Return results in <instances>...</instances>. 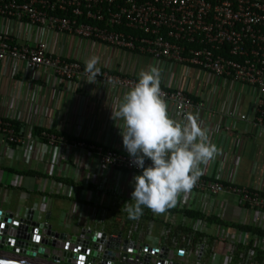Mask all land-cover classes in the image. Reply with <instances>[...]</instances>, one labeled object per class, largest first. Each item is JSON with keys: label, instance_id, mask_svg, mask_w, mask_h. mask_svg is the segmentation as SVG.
<instances>
[{"label": "built area", "instance_id": "1", "mask_svg": "<svg viewBox=\"0 0 264 264\" xmlns=\"http://www.w3.org/2000/svg\"><path fill=\"white\" fill-rule=\"evenodd\" d=\"M0 19L36 26L41 34L59 32L154 59L188 63L215 76L253 86L258 97L252 122L264 128V0H0ZM0 60H10L13 75L24 67L33 79L43 72L46 82L53 84L88 79L85 63L53 55L43 39L20 43L11 30L0 31ZM96 79L128 90L138 80L104 70ZM160 87L165 100L174 104L181 121L192 108L204 105L179 87ZM239 118L247 116L240 114ZM10 120L13 119L0 116V185L5 189L10 184L16 187L18 177L13 176L7 183L9 173L1 168L2 159L22 160L25 151L31 148L29 138L35 136L31 134V125L25 135L26 129L16 131ZM42 134L47 139L44 143L35 137L45 151L58 145L67 147L62 161L70 165V176L65 179L73 183L56 180L49 189L53 169L60 165L56 151L48 172L38 178L39 188L28 194L27 203L15 210H0L11 213L10 228L15 221L24 224L28 210H33V221L44 224L49 213L50 223L56 228L51 212L44 210L41 219L37 211L48 205L52 194L59 196L71 203L76 221L70 225L77 227L73 234L82 230L85 236H90L91 231L104 233L102 238L91 241L87 249L106 256L89 260V253L73 250V244L68 243L72 234L66 230V246L44 245L41 238H51L44 227L41 233L31 234L26 248L9 243L5 235H0V248L5 251L18 254L34 245L31 249L34 258L50 260L57 256L55 263L73 260L75 264H264L254 258L256 249L264 251L263 236L184 212L191 210L226 220L224 212L229 198H233L240 204V217L233 222L264 230V193L223 182L218 175L202 170L194 187L179 194L175 206L162 214L144 207L138 219H130L125 211L126 204L134 203L130 200L134 190L130 181L141 170L134 166L128 153L85 139L67 142L53 133ZM76 152L91 154L96 159L99 174L92 186L84 180L83 162L73 159ZM26 162H29L26 169L36 170V157ZM149 163L146 159L145 165ZM112 210L117 212L113 217Z\"/></svg>", "mask_w": 264, "mask_h": 264}, {"label": "crops", "instance_id": "2", "mask_svg": "<svg viewBox=\"0 0 264 264\" xmlns=\"http://www.w3.org/2000/svg\"><path fill=\"white\" fill-rule=\"evenodd\" d=\"M9 30L20 43L45 40L50 52L62 58L77 59L84 63L92 55H97L100 57L98 67L113 74L120 73L138 79L141 70H147L150 66L158 67L160 86L179 87L188 92L195 102L204 104L200 109L192 108L190 113L198 117L200 126L207 129L210 140L217 145L220 152L214 160L202 165V170L211 175H218L219 180L223 182L246 186L264 193V128L252 122L258 97L255 87L215 76L188 63H178L166 58L154 59L149 55L127 51L97 40L72 37L59 32L41 34L36 26L0 19V31ZM127 91L129 90L104 84L97 79L88 82L85 78L63 80L59 84L52 83L51 86L50 82L45 80V73L42 72L35 80L31 73L22 67L13 75L10 60H0V116L20 119L27 125L23 114L32 110L29 115H34L41 123L43 119H52L49 126H46V123H36L38 125L105 144L125 153L127 151L123 145L120 128L123 121L113 119V110H119ZM9 101L16 106L15 109L7 105ZM167 104L169 114L180 120L174 104ZM240 114H245L247 119L239 118ZM77 122L78 128L73 129ZM25 129V135L29 134L28 125ZM28 143L31 148L25 151L22 160L4 158L1 168L28 170L26 168L29 162L26 161L36 157L35 171L38 175H25L4 169L9 173L6 177L8 184L13 176L18 178L16 187L10 184L9 189H5L0 185L2 210H15L19 205L27 203L28 194L39 188L38 178L48 172L54 152L57 151L60 165L53 169V177L49 178V189L59 178L70 176V165L62 161L63 154L68 152L66 146L58 145L45 151L43 144L35 136H31ZM74 158H79L85 165L84 180L92 186L99 174L95 157L76 152ZM50 197L48 205L37 211V217L42 219L44 210L49 211L56 229L65 231L71 227L75 231L77 227L70 225L76 221L71 212L70 201L54 194ZM218 198L220 199V196ZM64 201L68 202L66 209ZM239 205L236 200L229 198L228 207L224 212L226 220L235 221L240 217ZM59 220H62L61 225Z\"/></svg>", "mask_w": 264, "mask_h": 264}, {"label": "clouds", "instance_id": "3", "mask_svg": "<svg viewBox=\"0 0 264 264\" xmlns=\"http://www.w3.org/2000/svg\"><path fill=\"white\" fill-rule=\"evenodd\" d=\"M84 63L87 81L94 82L101 71L100 57L92 55ZM160 84L158 67L141 70L119 110H113V119L123 121L124 148L141 170L130 181L134 203L125 205L130 219H138L144 207L162 214L175 206L179 194L190 191L202 175L201 166L220 152L195 114H188L183 121L169 114ZM146 159L150 161L147 166Z\"/></svg>", "mask_w": 264, "mask_h": 264}, {"label": "water", "instance_id": "4", "mask_svg": "<svg viewBox=\"0 0 264 264\" xmlns=\"http://www.w3.org/2000/svg\"><path fill=\"white\" fill-rule=\"evenodd\" d=\"M33 210H28L26 217L24 218V224H19V222L15 221L12 223V227H9V222H11V213L0 210V235H5L7 239H9V243L24 246L25 248L28 246L26 240L31 238V234L33 232L41 233L42 228L44 227L46 230V234L51 238H41L40 242L49 247H62L66 246L65 240L67 238V232L57 230L53 228L50 219L49 213L46 214L45 222H36L32 220ZM37 226V227H35ZM104 233H100L98 231H91L90 236H85L84 231L77 232L75 234L70 235L68 243L73 244L72 249L76 251H80L82 253H89V260L94 259L95 257L101 256L105 258V253H99L95 250L88 251V247L91 245V241H96L99 238H102ZM119 239V235L117 236ZM84 239V240H83ZM126 240H124L125 243ZM29 250H21L18 254L12 253L11 251H5L0 248V264H69L75 262L72 260H66L67 263H55L59 258L57 256H52L50 260L46 259H38L34 258V253L31 249L34 248L30 246ZM7 250L11 249V247H6ZM44 252H47V248L42 249ZM78 257H82L85 259L86 257L81 255Z\"/></svg>", "mask_w": 264, "mask_h": 264}, {"label": "trees", "instance_id": "5", "mask_svg": "<svg viewBox=\"0 0 264 264\" xmlns=\"http://www.w3.org/2000/svg\"><path fill=\"white\" fill-rule=\"evenodd\" d=\"M193 46H195V45H193ZM187 49L188 48H186V50ZM100 70L103 71V69H101V68H100ZM10 121H11V123L14 126L16 131H19L21 128H25L27 126L24 122H21V121H19L17 119H13V120H10ZM30 129H31V134L37 136L39 138V140L41 142H43V143L47 141L45 136L42 134L43 131L48 132V133H53L56 136H61L67 142H70L72 140H80V139H82V138H80L78 136H74V135H70V134H67V133H63L62 131H59L57 129L48 128V127H45V126H42V125H38V124L31 125ZM85 140L87 142H92V141L87 140V139H85ZM5 169L10 171V172L20 173V174H25V175H35V174H37L36 171H34V170H17L15 168H9V167H5ZM58 180H63L64 182L69 183V184L73 183L72 180H70V179H61V178H59ZM184 212L188 216H200V217L206 218V220L210 221V222L214 221V222L222 223V224H225V225H234V226L238 227L239 229H242V230L250 232L251 234H258L259 236H263L264 237V230H262L259 227L240 225V224H238L236 222H233V221H226V220H223V219H221L219 217H216V216H205L204 214H202L200 212H194V211H191V210H185ZM116 213H117L116 211L112 210V216L111 217H113ZM236 255H238V254L236 253ZM236 255L234 256L235 259L237 258ZM254 258L258 262H260L261 260L264 261V251L260 250V249H256Z\"/></svg>", "mask_w": 264, "mask_h": 264}, {"label": "rangeland", "instance_id": "6", "mask_svg": "<svg viewBox=\"0 0 264 264\" xmlns=\"http://www.w3.org/2000/svg\"><path fill=\"white\" fill-rule=\"evenodd\" d=\"M50 85L52 86V83H50ZM7 105H9L10 108H14V109H15V107H16L11 101L7 102ZM31 111H32V110H31ZM31 111L28 110L27 112H25V115L23 114L24 118H26V120L24 119V121L27 123L28 127H30V125H33V124H36V123H40V124H43V125H44V123H46V124H45L46 126L51 125V123H52V119H43V121H42V123H41V120L36 119L34 115H32V116L29 115V113H30ZM76 125H77V126H76ZM76 125H73V129H77V128H78V126H79L78 122H77ZM66 127H67V126H66ZM219 196L222 197V195H219ZM63 204L65 205V209H66V206L68 207V202H67V201H64ZM63 204H62V205H63ZM61 223H62V220H59V224H60V225H61ZM66 230H67L68 232H70V234H73V232H74V231L71 229V227L66 228Z\"/></svg>", "mask_w": 264, "mask_h": 264}, {"label": "snow or ice", "instance_id": "7", "mask_svg": "<svg viewBox=\"0 0 264 264\" xmlns=\"http://www.w3.org/2000/svg\"><path fill=\"white\" fill-rule=\"evenodd\" d=\"M36 239L39 240V236H37Z\"/></svg>", "mask_w": 264, "mask_h": 264}]
</instances>
